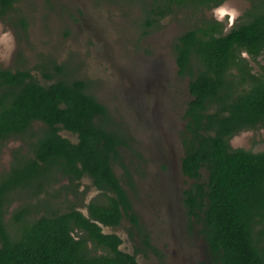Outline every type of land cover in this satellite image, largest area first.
<instances>
[{
  "label": "trees",
  "instance_id": "16d2710c",
  "mask_svg": "<svg viewBox=\"0 0 264 264\" xmlns=\"http://www.w3.org/2000/svg\"><path fill=\"white\" fill-rule=\"evenodd\" d=\"M18 1L0 0V16L12 12ZM225 1L153 0L147 24L178 7L212 9ZM250 1L248 19L229 32L224 22L209 20L175 43L176 60L180 72L191 78L193 97L186 114L189 136L182 170L194 182L185 190L183 203L189 217L201 223L213 264H264V151L230 143L242 131L264 127V77L253 74L242 57L243 52L253 58L264 52V0ZM109 118V110L89 92L85 80L58 79L44 85L29 70L0 66V143L29 135L25 142L31 151L17 153L12 169L0 179V264H139L135 254L120 248L119 235L103 232L125 217L144 233L111 167L113 160H120L133 183L120 154L127 141L105 124ZM63 129L77 135L78 142L62 136ZM85 176L104 199L90 203L88 215L71 209L28 219L29 209L21 208L11 232L5 214L13 191L41 192L62 177L69 183L64 189L77 194ZM76 229L83 235L76 236ZM143 240L151 246L147 234ZM90 241L105 254L93 255Z\"/></svg>",
  "mask_w": 264,
  "mask_h": 264
},
{
  "label": "rangeland",
  "instance_id": "374dc122",
  "mask_svg": "<svg viewBox=\"0 0 264 264\" xmlns=\"http://www.w3.org/2000/svg\"><path fill=\"white\" fill-rule=\"evenodd\" d=\"M152 1L19 0L12 12L0 16V66L29 70L44 85L58 79L85 80L89 92L107 107L111 127L122 130L127 141L120 154L133 183L119 163L114 170L144 231L138 233L125 217L119 226L103 227V232L123 239L124 252L135 254L139 264H213L201 223L189 217L183 203L185 190L194 182L182 170L189 136L186 112L193 97L190 76L179 75L174 46L185 32L209 20L224 22L229 32L248 19L252 2L226 0L212 9L178 7L148 25ZM242 57L253 74L264 77V52L257 58L243 52ZM61 134L78 142L71 131ZM28 137L0 143V179L12 169L17 153L31 155ZM230 143L264 151V127L242 131ZM60 179L41 192L13 191L5 214L11 232L21 208L29 209L28 219L71 209L88 215L90 203L104 200L87 176L77 194L64 189L68 180ZM74 234L83 232L76 229ZM89 247L93 255L105 254L92 241Z\"/></svg>",
  "mask_w": 264,
  "mask_h": 264
},
{
  "label": "flooded vegetation",
  "instance_id": "af4514ba",
  "mask_svg": "<svg viewBox=\"0 0 264 264\" xmlns=\"http://www.w3.org/2000/svg\"><path fill=\"white\" fill-rule=\"evenodd\" d=\"M225 31V30H224ZM174 48H175V46H174ZM178 63V62H177ZM180 69V68H179ZM179 75L181 76V77H185V74H182L180 71H179ZM187 76V75H186ZM189 107V106H188ZM188 110V109H187ZM186 114H187V112H186ZM188 119V118H187ZM110 120V121H109ZM109 120H107L106 119V121H104L105 122V124H109V125H111L112 123H113V120L112 119H110L109 118ZM37 127V126H36ZM112 128V127H111ZM113 129V128H112ZM64 130V129H63ZM119 132H123L122 130L120 131V130H118ZM62 132V130L60 131V133ZM123 134V133H122ZM62 135V134H61ZM124 135V134H123ZM63 136V135H62ZM125 138V137H124ZM123 146H121L120 148H122ZM119 163L120 165H121V163H120V160H113L112 161V165H111V167H112V169H113V171L115 172V170H114V164L115 163ZM124 169V171H125V168H123ZM115 174H116V172H115ZM117 175V174H116ZM86 177V176H85ZM87 177H89V176H87ZM118 177V176H117ZM90 178V177H89ZM119 178V177H118ZM92 180V179H91ZM121 184H122V182H121ZM93 185H94V183H93ZM123 185V184H122ZM96 187V186H95ZM124 187V186H123ZM125 188V187H124ZM98 189V188H97ZM99 190V189H98Z\"/></svg>",
  "mask_w": 264,
  "mask_h": 264
}]
</instances>
